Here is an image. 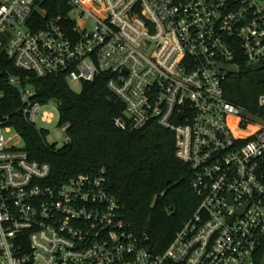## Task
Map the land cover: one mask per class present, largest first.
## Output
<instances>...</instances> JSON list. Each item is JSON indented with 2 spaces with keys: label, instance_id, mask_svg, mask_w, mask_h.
I'll list each match as a JSON object with an SVG mask.
<instances>
[{
  "label": "built area",
  "instance_id": "built-area-1",
  "mask_svg": "<svg viewBox=\"0 0 264 264\" xmlns=\"http://www.w3.org/2000/svg\"><path fill=\"white\" fill-rule=\"evenodd\" d=\"M69 1L70 22L35 28V0H0V76L2 55L27 74L7 79L27 121L50 132L39 121L55 118L30 73L103 76L125 104L117 127L156 121L175 133L199 205L156 251L122 217L104 169L53 182L0 118V264H264V91L245 112L224 89L240 58L264 66V0Z\"/></svg>",
  "mask_w": 264,
  "mask_h": 264
},
{
  "label": "trees",
  "instance_id": "trees-1",
  "mask_svg": "<svg viewBox=\"0 0 264 264\" xmlns=\"http://www.w3.org/2000/svg\"><path fill=\"white\" fill-rule=\"evenodd\" d=\"M71 10L69 0H35L30 23L40 28L58 17L70 22ZM1 64L9 65L10 70L2 69L0 76V118H6L21 136L30 157L48 163L56 183L104 169L122 217L134 232L148 236L156 251H164L199 205L191 186L192 170L177 157L175 133L156 121L136 130L117 127L115 119L124 116L125 104L108 88L103 76L84 81L80 90H75L64 75L38 77L30 73L29 83L37 97L44 103L55 102L60 127L68 125L70 142L62 147L51 144L47 141L50 132L39 130L24 116L19 87L7 82L10 75L27 74L14 68L6 55H2ZM240 65L239 74L224 81L225 96L245 112H257L264 77L247 78L250 64L240 58ZM164 191L166 196H160L152 209L155 195Z\"/></svg>",
  "mask_w": 264,
  "mask_h": 264
},
{
  "label": "rangeland",
  "instance_id": "rangeland-1",
  "mask_svg": "<svg viewBox=\"0 0 264 264\" xmlns=\"http://www.w3.org/2000/svg\"><path fill=\"white\" fill-rule=\"evenodd\" d=\"M250 71L247 75V78H254V79H261L264 77V69L257 70L255 64L250 65ZM73 88L75 90H80L81 86L80 83H71ZM45 109L51 110L54 115V121L51 124H44L41 121H39V125L44 126L50 130V134L47 137V141L51 144L56 143L59 147H62L64 145V139L65 134L62 130V128L59 125L60 120V114L56 103H53L49 107H46ZM8 137L12 139L11 144H19L22 146L24 144L23 140L20 139L17 135V131L14 129L9 134Z\"/></svg>",
  "mask_w": 264,
  "mask_h": 264
},
{
  "label": "water",
  "instance_id": "water-1",
  "mask_svg": "<svg viewBox=\"0 0 264 264\" xmlns=\"http://www.w3.org/2000/svg\"><path fill=\"white\" fill-rule=\"evenodd\" d=\"M222 69H225L226 71H228L229 73H236L237 72V68L235 66L233 67H230V66H224V65H221L220 66ZM264 66L263 65H260L257 67V70H261L263 69ZM167 194V191H164L163 193L161 194H156L155 197H154V200L151 204V208L152 209H155L156 208V205H157V202H158V199L160 198V196H166Z\"/></svg>",
  "mask_w": 264,
  "mask_h": 264
}]
</instances>
